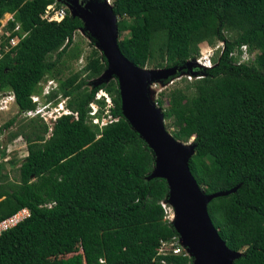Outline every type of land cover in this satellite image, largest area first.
Listing matches in <instances>:
<instances>
[{
	"label": "trees",
	"instance_id": "trees-1",
	"mask_svg": "<svg viewBox=\"0 0 264 264\" xmlns=\"http://www.w3.org/2000/svg\"><path fill=\"white\" fill-rule=\"evenodd\" d=\"M52 2L0 0V20L11 14L7 28H20L12 37L25 33L0 58V91L14 93L20 112L33 110L30 96L53 80L57 88L46 102L63 100L70 112L51 132L41 118L19 119L8 137L22 138L27 155L7 161L13 179L0 166V220L21 208L30 217L0 235V264H58L52 259L77 251L84 264H191L185 256L156 255L160 240L177 235L160 206L167 184L149 179L153 154L123 117L118 83L102 77L105 58L82 19L68 10L60 22L42 19ZM110 9L119 49L136 67L183 68L165 84L188 71L200 44H223L215 66L191 67L200 78L176 81L185 84L161 90L155 103L173 137L195 145L189 168L202 191L237 187L207 206L227 248L240 254L233 264H264V0H112ZM79 30L92 43L83 67L73 71L83 54L74 39ZM242 46L252 58L240 62ZM99 91L109 97L108 109L104 98L95 100ZM108 115L111 122L93 124Z\"/></svg>",
	"mask_w": 264,
	"mask_h": 264
},
{
	"label": "water",
	"instance_id": "water-1",
	"mask_svg": "<svg viewBox=\"0 0 264 264\" xmlns=\"http://www.w3.org/2000/svg\"><path fill=\"white\" fill-rule=\"evenodd\" d=\"M66 2L72 17L82 19L85 30L95 39L105 58L106 71L102 77L107 81L116 79L118 83L123 117L153 154L154 168L149 179H163L167 184V202L174 214L171 224L191 256V264H233L240 254L227 248L209 217L207 206L215 198L236 192L237 187L209 195L202 191L189 168L195 145L173 137L166 129L162 110L152 99L151 84L163 82L183 68L136 67L119 49L117 19L105 1ZM193 66L194 62L190 61L184 68L189 72Z\"/></svg>",
	"mask_w": 264,
	"mask_h": 264
},
{
	"label": "built area",
	"instance_id": "built-area-1",
	"mask_svg": "<svg viewBox=\"0 0 264 264\" xmlns=\"http://www.w3.org/2000/svg\"><path fill=\"white\" fill-rule=\"evenodd\" d=\"M105 4L109 7L112 5V0H104ZM59 0H53V2L49 5L46 6L43 14H42V19L48 21V22H60L64 19V17L67 14V10L69 11L70 16H72V12L69 10L67 5H58ZM8 17L3 16V18L0 20V58L2 57L3 54L10 52L12 48H14L20 41L22 37L25 36V33H22L21 36H13L12 33L19 31L20 28L19 26H16L12 31H10L7 28V23L10 20H13V16L11 14H8ZM81 31V30H79ZM207 45V44H206ZM223 45V44H222ZM208 46V45H207ZM210 47V46H209ZM219 49V48H218ZM217 48H210L209 52L207 54L200 53L199 56L193 61L195 66L202 68V69H210L213 66H215V63L213 62V58L215 57V50H218ZM223 51V48L220 49V52ZM241 56H240V62L247 61L248 58V52L245 46H242L241 49ZM201 54V56H200ZM247 59V60H246ZM176 81L185 78L189 81L192 79H197L200 78V76H193L189 72H184L182 73L181 77L176 76L175 77ZM55 81L53 80H47L46 82L40 83V94H34L30 96V99L32 103L36 104L35 109L33 110H27L20 112L17 108L16 105V99L15 95L12 91H0V113L8 112L13 106L16 107V114L15 116L17 117L16 119H30V118H41L48 126H49V132L52 130V125L53 122L58 118L56 117L53 119V122L48 123V118H46L44 115L48 111L55 110L56 111V105L54 106L52 102H46L47 96L57 88V85L54 83ZM171 83L172 80H171ZM151 89V86H150ZM163 89V88H162ZM161 89V90H162ZM160 90V91H161ZM159 91L157 92V94ZM101 98H105V102L107 104L106 108L108 109L111 107V102L109 97L103 92L99 91L96 96L95 100H100ZM44 101L42 102L41 100ZM156 104V103H155ZM53 108H52V107ZM96 107L97 105L95 103L90 104L91 113L90 115H95L96 113ZM106 113L108 111L106 110ZM63 114H70L68 110H66ZM61 114V115H63ZM60 115V116H61ZM112 121V118L108 115L107 119H102L101 121H98V119L95 117L93 118L92 122L93 124H98L99 126H103L109 122ZM15 124V123H14ZM14 124L9 127L8 129L2 130L0 127V136L4 135L5 133H8L9 130H11L14 126ZM1 151L4 153V149L0 146V166L7 162L4 156H2ZM160 206L165 214L164 219L168 222L173 221L174 214H170L171 211H173V208L168 204L167 200H163L160 202ZM30 217V210L28 208H21L12 215L0 220V235L4 232L7 231L19 223L23 222L24 220L28 219ZM156 255L158 257H166L169 255L173 256H185L187 258L191 259V256L189 252L187 251L186 247L183 246L181 239L178 235H174L169 239H164L160 240L159 244L156 249ZM162 263H164V260H162Z\"/></svg>",
	"mask_w": 264,
	"mask_h": 264
},
{
	"label": "rangeland",
	"instance_id": "rangeland-1",
	"mask_svg": "<svg viewBox=\"0 0 264 264\" xmlns=\"http://www.w3.org/2000/svg\"><path fill=\"white\" fill-rule=\"evenodd\" d=\"M63 4L66 5V3H62V5ZM8 16H9L8 14H5L4 18L8 17ZM74 39H75V41L81 40L82 50H83V54L80 57V59L77 62H72V65H71L72 70L77 71V70L81 69V67H83V65L85 64V57L89 52L88 44L92 43V40L82 30L77 31L74 34ZM95 48H97L96 44H95ZM199 48H200V53L202 52L204 54H207L209 52V49L212 47H209L205 43H202L199 45ZM213 48L222 49L223 45H222V43H217L215 45V47H213ZM216 51H218V50H215L214 54L216 53ZM200 56H201V54H200ZM247 58L250 59V58H252V56L248 55ZM68 74H69V71L64 72L65 76H67ZM181 75H182V73H179L178 76L181 77ZM175 77L172 79V82H174L173 84L171 83V81H169V83H166V84L164 82H154L151 84V90L153 92L152 99L154 102H155L156 98L158 97L157 92L158 91L160 92V90L162 88L164 89V90L162 89L163 91H168V90L172 89L175 85H177L179 87L184 86V84H185L184 81L176 82ZM54 83L57 85L56 81ZM41 101L43 102L44 99ZM164 106L166 107V104ZM55 107H56V111L51 110V111H48L47 113H45V115H44L46 118H48V120H47L48 123L53 122L54 121L53 119H55L56 117H59L61 114H63L66 111L64 108V101L63 100H60L59 104H57ZM16 110H17L16 107L13 106L8 112L0 113V127H2L6 122H8L10 119H12V117H16L15 116ZM96 110H97V107H96ZM105 119H107V118H105ZM21 122L22 121H18V119H16V123L14 124L13 128L11 130H9L8 133H5L4 135L0 136V146L4 149V157L7 161H10L13 159L14 161L20 162L27 155L26 144L22 138L13 139L10 141L8 140L9 135L16 132V130L18 129L19 123H21ZM165 125H166V122H165ZM167 130L170 133H172V128H168ZM191 143H192V140H190V144ZM6 163L7 162H5V170L7 171V173L10 174V177H12V179H13L16 176V172L14 170H12L10 168V166ZM170 214L173 215V211H171ZM52 261H54L58 264H84V260H83V256H82L81 251H77V252L72 253V254L56 256L55 258L52 259Z\"/></svg>",
	"mask_w": 264,
	"mask_h": 264
},
{
	"label": "flooded vegetation",
	"instance_id": "flooded-vegetation-1",
	"mask_svg": "<svg viewBox=\"0 0 264 264\" xmlns=\"http://www.w3.org/2000/svg\"><path fill=\"white\" fill-rule=\"evenodd\" d=\"M66 1H70V2L72 1V2H74V1H76V0H65V2H66ZM81 1H82V0H80V2H81ZM82 5L84 6V4H82Z\"/></svg>",
	"mask_w": 264,
	"mask_h": 264
},
{
	"label": "bare ground",
	"instance_id": "bare-ground-1",
	"mask_svg": "<svg viewBox=\"0 0 264 264\" xmlns=\"http://www.w3.org/2000/svg\"><path fill=\"white\" fill-rule=\"evenodd\" d=\"M150 91H152L151 89H150ZM152 94V93H151ZM173 219H174V217H173Z\"/></svg>",
	"mask_w": 264,
	"mask_h": 264
}]
</instances>
